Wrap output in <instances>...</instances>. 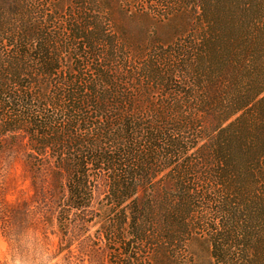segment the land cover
<instances>
[{"label": "trees", "instance_id": "16d2710c", "mask_svg": "<svg viewBox=\"0 0 264 264\" xmlns=\"http://www.w3.org/2000/svg\"><path fill=\"white\" fill-rule=\"evenodd\" d=\"M126 1L0 0V134L49 178L62 250L96 221L108 264H264V0H139L198 10L140 47L108 29Z\"/></svg>", "mask_w": 264, "mask_h": 264}, {"label": "rangeland", "instance_id": "374dc122", "mask_svg": "<svg viewBox=\"0 0 264 264\" xmlns=\"http://www.w3.org/2000/svg\"><path fill=\"white\" fill-rule=\"evenodd\" d=\"M8 1L12 0H7V4ZM42 1L52 6L48 10L61 12L60 15L72 9L71 0ZM121 6L127 13L125 18L116 17L117 24L107 27L111 32L125 33L127 41L138 47L149 41L169 45L188 23L197 19L198 12L188 6L183 15L172 18L149 12L139 0L136 4L126 1ZM115 12L119 14V8ZM62 25L57 24L59 28ZM70 57L75 58L73 52ZM126 65L125 71L129 74L135 71L133 63ZM26 143L23 137L0 134V264H108L109 249L106 243L96 239L98 226L93 224L96 221L72 230L68 235L69 250H62L67 243L64 238L61 240L55 221L54 198L47 192L49 178L33 172L26 163ZM102 195L99 192V199ZM87 217H91L90 213ZM201 260L202 264H210L205 251Z\"/></svg>", "mask_w": 264, "mask_h": 264}]
</instances>
